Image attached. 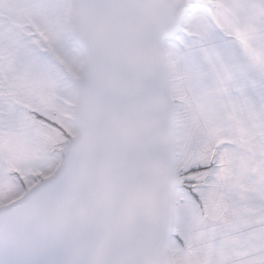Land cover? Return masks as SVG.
Masks as SVG:
<instances>
[{"label":"snow or ice","instance_id":"obj_1","mask_svg":"<svg viewBox=\"0 0 264 264\" xmlns=\"http://www.w3.org/2000/svg\"><path fill=\"white\" fill-rule=\"evenodd\" d=\"M0 264H264V0H0Z\"/></svg>","mask_w":264,"mask_h":264}]
</instances>
